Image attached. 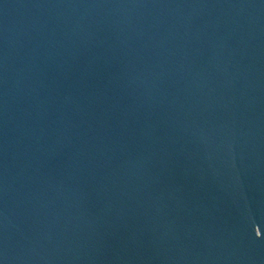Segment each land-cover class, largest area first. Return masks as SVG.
I'll use <instances>...</instances> for the list:
<instances>
[{"label": "water", "instance_id": "95a60500", "mask_svg": "<svg viewBox=\"0 0 264 264\" xmlns=\"http://www.w3.org/2000/svg\"><path fill=\"white\" fill-rule=\"evenodd\" d=\"M0 264H264V0H0Z\"/></svg>", "mask_w": 264, "mask_h": 264}]
</instances>
